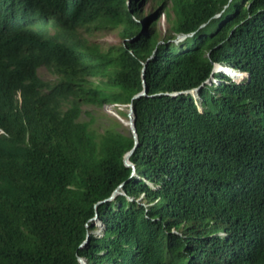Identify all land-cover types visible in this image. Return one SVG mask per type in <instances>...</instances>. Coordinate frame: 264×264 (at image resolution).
Wrapping results in <instances>:
<instances>
[{"label":"trees","instance_id":"1","mask_svg":"<svg viewBox=\"0 0 264 264\" xmlns=\"http://www.w3.org/2000/svg\"><path fill=\"white\" fill-rule=\"evenodd\" d=\"M0 130V264H264V0H16Z\"/></svg>","mask_w":264,"mask_h":264},{"label":"rangeland","instance_id":"2","mask_svg":"<svg viewBox=\"0 0 264 264\" xmlns=\"http://www.w3.org/2000/svg\"><path fill=\"white\" fill-rule=\"evenodd\" d=\"M155 6H156V4H155L154 1L148 2L147 4H145L144 7H143L144 8L143 9L144 14L146 15V14H148L150 12H153V9L155 8ZM15 8H16V0H0V18H2V19L6 18V17L11 18V12ZM162 17L164 18V20H166L164 15H162V13H160L159 20H158V26H157V29L161 31V35H163L165 30L167 29V23H166V25H162V22H160L161 21L160 19H162ZM174 40H176V39H174ZM91 41L101 44L104 48H106L108 46H111V45H117L120 42H122V40L118 36L117 32L116 31H112V30L98 32L97 34H95L91 38ZM180 41H177L175 44H179L178 42H180ZM38 74L45 81L52 79V77L43 68H40L38 70ZM230 79L233 82L235 81L234 79H232V77ZM85 109L91 110L93 112L92 115L94 117L98 118L95 121L94 125L102 126L103 122H105V120H106V117H110L112 119L114 118L116 121L121 123L123 128L129 129L128 124L124 123V122H127L128 119L127 118H123L121 115L118 114V111H123L125 113L127 112L128 108L124 104H120V105H104L100 109H96V108H93V107L89 106V107H86ZM101 116L103 117L102 120H100ZM94 225L97 227L96 230H95L96 233L99 234L102 231V223H101V221L98 220V219L95 220L94 221Z\"/></svg>","mask_w":264,"mask_h":264},{"label":"water","instance_id":"3","mask_svg":"<svg viewBox=\"0 0 264 264\" xmlns=\"http://www.w3.org/2000/svg\"><path fill=\"white\" fill-rule=\"evenodd\" d=\"M227 6V5H226ZM225 6V7H226ZM219 16V15H218ZM190 36H192V34H180V35H178L177 37H176V40H173V42L174 43H176L177 41H180V42H182V41H184L186 38H188V37H190ZM180 42H178V43H180ZM213 65H214V68H213V71L212 72H215V70L217 69V66H218V64L217 63H213ZM231 70H233V69H231ZM233 71H237V70H233ZM234 73H236V72H234ZM212 76H213V74H211V76H210V78H212ZM210 78L207 80V83H209L210 81ZM197 91H198V88L197 89H194V90H192V91H188L192 96H195L196 94H197ZM146 94V88L144 87L142 90H140L137 94H135L133 97H132V99L130 100V103L128 104V105H126L127 106V116H128V120H127V122H124V123H127L130 127H129V131H130V133H131V135H132V137H133V146L131 147V149L129 150V151H127L124 155H123V160L124 159H128V157H130L132 154H133V152H134V150H135V148H136V146H137V144H138V136H137V131H136V126H135V116H134V112H133V107H132V101L134 100V99H137V98H139V97H141V96H144ZM130 161V160H129ZM130 167H131V173H130V176H129V179L130 178H132V177H137V175H136V171H135V165H134V163L133 162H131L130 161V165H129ZM121 186L122 185H119L114 191H113V193L110 195V197L107 199V200H103V201H100L99 203H102V202H105V201H112L115 197H116V195H125V193L121 190ZM129 199V198H128ZM130 200V199H129ZM95 220H97V215H95V217L91 220V221H95ZM89 239H90V235H89V233L88 234H86V238H85V240L83 241V243H82V245H84V244H86L88 241H89ZM78 263L79 264H87L86 263V260L85 259H83V258H81V257H78Z\"/></svg>","mask_w":264,"mask_h":264},{"label":"clouds","instance_id":"4","mask_svg":"<svg viewBox=\"0 0 264 264\" xmlns=\"http://www.w3.org/2000/svg\"><path fill=\"white\" fill-rule=\"evenodd\" d=\"M162 15H164V17H165V14L164 13H162ZM162 19H164L163 17H162ZM161 20V19H160ZM165 21V25H166V23H167V21L166 20H164ZM178 36V35H177ZM176 36V37H177ZM176 39V38H175ZM213 68H214V65H213ZM228 68L230 69V70H228ZM224 69H226L225 71H224ZM231 69H233V70H236V69H234V68H232V67H228V66H223L222 67V65H219L218 64V66H217V69L215 70V72H212V74H213V76H212V78H210V82L209 83H207V81H206V84H208V85H212V86H217L218 84H219V79L215 76L216 74H220V73H223V74H225V75H227L229 78H231V74L232 73H234V72H238L240 75H241V78L239 79V80H237V81H234V82H240V81H242V80H244V79H246L247 77H248V74L246 73V72H242V71H239V70H237V71H233V70H231ZM220 70H223L222 72H220ZM212 71H213V69H212ZM229 71H231V73L229 72ZM246 74V77L244 78L243 77V74ZM244 78V79H243ZM233 79V78H232ZM208 80V79H207ZM232 81V80H231ZM128 119V118H127ZM126 119V120H127ZM2 133V131L0 130V134Z\"/></svg>","mask_w":264,"mask_h":264},{"label":"bare ground","instance_id":"5","mask_svg":"<svg viewBox=\"0 0 264 264\" xmlns=\"http://www.w3.org/2000/svg\"><path fill=\"white\" fill-rule=\"evenodd\" d=\"M129 126V125H128ZM130 127V126H129ZM129 130V129H128ZM130 132V131H129ZM127 165H130V161H129V157H128V159H124L123 160Z\"/></svg>","mask_w":264,"mask_h":264},{"label":"built area","instance_id":"6","mask_svg":"<svg viewBox=\"0 0 264 264\" xmlns=\"http://www.w3.org/2000/svg\"><path fill=\"white\" fill-rule=\"evenodd\" d=\"M160 22H162V25H165V21H164V19H161V21ZM228 70H230L229 68H228ZM230 73H231V71H229ZM243 76L245 77L246 76V74L244 73L243 74Z\"/></svg>","mask_w":264,"mask_h":264}]
</instances>
